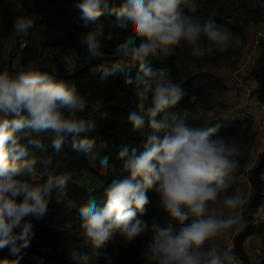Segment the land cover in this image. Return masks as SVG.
Here are the masks:
<instances>
[{
  "label": "clouds",
  "instance_id": "clouds-1",
  "mask_svg": "<svg viewBox=\"0 0 264 264\" xmlns=\"http://www.w3.org/2000/svg\"><path fill=\"white\" fill-rule=\"evenodd\" d=\"M203 7L202 0H78L80 26L89 29L80 38L88 57L102 60L104 42L126 33L115 46L117 59L92 64L90 75L105 81L137 69L123 85L135 97L127 123L144 138L143 150L122 145L115 153L119 168L100 154L107 145L97 146L90 135L96 120L79 115L88 102L74 81L41 71L31 61L0 70V250L16 257L11 264H20L35 238L32 220L44 219L53 201L63 205L67 199L69 177L55 174L53 158L35 151L51 147L60 153L65 146L83 154L102 176L115 174L104 204L92 197L78 208L84 248L70 252L74 264H90L101 254L113 264L106 249L117 237L128 244L147 237L139 251L141 264H236L235 251L218 238L264 219L248 207L244 193L231 190L249 146L219 135V97L210 107L185 105L183 84L172 78L171 69L150 65L151 59L171 57L185 47L192 57L203 58L239 45L230 29L200 15ZM109 9L114 19L102 20ZM37 18L15 16L12 32L18 38L29 35ZM32 133L46 134L50 143ZM149 191L165 219H145ZM245 209L251 221H245Z\"/></svg>",
  "mask_w": 264,
  "mask_h": 264
},
{
  "label": "trees",
  "instance_id": "trees-1",
  "mask_svg": "<svg viewBox=\"0 0 264 264\" xmlns=\"http://www.w3.org/2000/svg\"><path fill=\"white\" fill-rule=\"evenodd\" d=\"M78 0H0V36L12 41L11 57L18 64H27L29 61L38 65L44 54L62 48H70L76 56L74 67L69 71L58 57L52 54L51 67L40 70L57 76L60 79L74 81L81 93L85 96L88 106L79 115L85 118L95 119L97 122L96 131L91 133L95 137L97 146L101 143L107 145L100 150V154L108 156L110 163L119 168L121 161L115 159V153L122 145L137 147L142 151L141 144L143 137L141 134L132 131L127 123V116L135 108V97L130 88L123 85L126 75L134 76L136 67L126 69L124 73H118L101 81L99 76L90 75L88 69L92 64L105 63L117 58L115 46L122 41L126 33H120L111 42H104L102 60H94L88 57L86 50L80 44V38L89 30L80 26L77 8ZM22 4V12L19 5ZM119 3L115 7H119ZM36 16L37 27L29 35L18 38L12 32V21L17 15ZM109 21L114 19L111 9L106 10L101 18ZM110 30L106 24V31ZM24 43V44H22ZM261 51L250 68V76L256 82L252 94L262 105L264 111V39L260 41ZM180 49L176 50L171 57H159L150 60V65L156 68L171 69L172 78L183 84L186 92L183 104L202 105L210 107L207 93L213 87L219 85L218 79L211 73H198L191 75L186 81L181 82L176 68V62ZM221 124L219 135L229 140L243 136L240 144H247L249 150L252 147L253 135L250 134L249 125L244 120L218 121ZM39 136L48 145L50 141L46 134L32 133ZM99 150V147H98ZM249 150L240 157V168L235 175L246 174L250 184L251 192L248 198V207L252 212H259L260 206L264 203V150L257 155L254 164L245 169L244 165L249 160ZM35 151V150H34ZM36 156H51L53 158L52 170L55 174H65L69 177L67 183V199L63 205H57L53 201L49 205L48 215L42 220H32L35 238L31 246L24 250L23 259L20 264H74L70 259V252L73 249L84 248L80 220L78 218L79 206L89 202L94 197L97 205H102L106 201L105 189L111 182L115 174L109 177L102 176L97 169L88 167L87 160L83 154L72 151L70 146L60 153H54L51 147L45 153L35 151ZM84 172L88 173V181L81 184L77 180ZM231 190H236L235 185ZM151 200L149 205V215L145 219L150 220L152 216L158 219H165V214L158 207V202L154 191H149ZM261 216V215H260ZM245 221H251L248 209L243 212ZM264 218V216H261ZM70 225V227H68ZM260 238L264 245V219L260 223L247 222L242 225V229L233 238V247L236 255L242 264H260L250 260L244 249V242L250 237ZM147 237L141 238L128 244L119 237L109 244L106 249L112 257L113 264H141L139 256L140 248ZM87 250V249H85ZM34 257L36 259H34ZM16 259L10 255L7 248L0 250V260L7 264ZM90 264H106L103 254L98 258L94 257Z\"/></svg>",
  "mask_w": 264,
  "mask_h": 264
},
{
  "label": "rangeland",
  "instance_id": "rangeland-1",
  "mask_svg": "<svg viewBox=\"0 0 264 264\" xmlns=\"http://www.w3.org/2000/svg\"><path fill=\"white\" fill-rule=\"evenodd\" d=\"M202 2L204 7L199 10L200 15L214 17L219 24L230 29L234 36L239 38L240 43L225 53L214 52L203 58L192 57L187 47L181 48L176 68L181 82L198 73H211L218 79L219 85L211 88L207 97L209 99L219 97L223 112L218 115L222 117V120H244L245 124L249 125L253 143L248 152L249 160L244 165L245 169H248L254 164L257 155L264 150V115H262L264 111L262 105L252 94L256 82L249 73L261 51L260 42L255 41L257 32L264 29V0H202ZM30 32H34V29ZM12 47V41L0 36V70L7 68L11 71L18 65L11 57ZM53 52L58 54L69 71L73 69L76 56L67 47L44 54L36 66L39 69L50 68ZM242 139L243 136H240L230 141L240 144ZM262 177L264 179V172ZM77 181L86 184L88 173L84 172ZM233 184L236 190L249 198L251 188L245 173L235 175ZM258 211L261 216H264V203ZM255 246L264 248L260 240L249 243L245 251L251 261L264 263V253L261 255L255 253Z\"/></svg>",
  "mask_w": 264,
  "mask_h": 264
},
{
  "label": "built area",
  "instance_id": "built-area-1",
  "mask_svg": "<svg viewBox=\"0 0 264 264\" xmlns=\"http://www.w3.org/2000/svg\"><path fill=\"white\" fill-rule=\"evenodd\" d=\"M21 7H22V4L19 5L20 9H21ZM263 39H264V29H261L257 32V39L255 42L259 43ZM22 44H24V43H22ZM263 124H264V121H263ZM241 229H242V226H236L233 229H230L227 231V233L224 235V236H227V238H228V241H227V244L225 247H230V248L233 247V238H234L235 234L237 232H239ZM254 251H255V253H258L261 255L264 253V248H262L261 246H258V247L254 248ZM236 264H242L240 259L238 258V256H237Z\"/></svg>",
  "mask_w": 264,
  "mask_h": 264
},
{
  "label": "crops",
  "instance_id": "crops-1",
  "mask_svg": "<svg viewBox=\"0 0 264 264\" xmlns=\"http://www.w3.org/2000/svg\"><path fill=\"white\" fill-rule=\"evenodd\" d=\"M228 241L227 236H222L220 238H218V243L222 246H225L226 243ZM260 238L256 237V236H250L245 242H244V249L247 250L246 248L248 247L249 243H254V242H259ZM256 247V246H255ZM247 252V251H246ZM264 264V263H261Z\"/></svg>",
  "mask_w": 264,
  "mask_h": 264
}]
</instances>
